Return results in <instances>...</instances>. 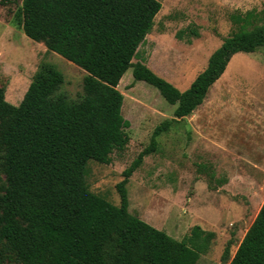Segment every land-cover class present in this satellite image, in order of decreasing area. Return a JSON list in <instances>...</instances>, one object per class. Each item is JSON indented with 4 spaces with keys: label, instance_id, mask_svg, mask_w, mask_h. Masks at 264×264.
Masks as SVG:
<instances>
[{
    "label": "trees",
    "instance_id": "1",
    "mask_svg": "<svg viewBox=\"0 0 264 264\" xmlns=\"http://www.w3.org/2000/svg\"><path fill=\"white\" fill-rule=\"evenodd\" d=\"M161 8V0H23L14 12V26L87 73L75 100L57 93L63 76L52 65L41 66L19 104L0 87V242L16 264H196L209 250L214 231L195 225L177 239L132 214L126 184L156 151L157 137L204 102L231 57L264 46V19L247 11L181 90L133 62ZM129 68L176 107L123 170L115 204L92 191L85 174L89 160L109 163L129 142L118 88ZM231 245L223 264H264V203L233 256ZM0 264H9L2 255Z\"/></svg>",
    "mask_w": 264,
    "mask_h": 264
},
{
    "label": "rangeland",
    "instance_id": "2",
    "mask_svg": "<svg viewBox=\"0 0 264 264\" xmlns=\"http://www.w3.org/2000/svg\"><path fill=\"white\" fill-rule=\"evenodd\" d=\"M153 28L133 62L143 61L181 90L209 63L212 53L254 10L264 19V0H161ZM23 0H0V87L19 104L43 65L63 76L57 93L75 100L84 93L86 70L12 24ZM244 26H252L245 23ZM118 88L122 113L129 121L125 149L109 163L89 160L90 189L115 204L123 170L151 142L155 127L174 116L175 105L155 86L135 80L132 68ZM161 133L156 151L145 156L126 184L128 209L148 223L183 239L195 225L215 232L210 248L196 264H223L264 203V46L235 53L204 102ZM3 177V176H2ZM0 255L16 264L0 242Z\"/></svg>",
    "mask_w": 264,
    "mask_h": 264
}]
</instances>
